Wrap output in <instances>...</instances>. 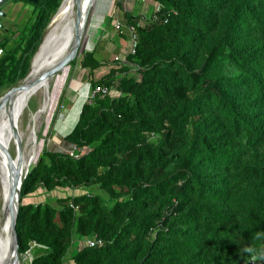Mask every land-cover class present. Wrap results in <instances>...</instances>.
I'll list each match as a JSON object with an SVG mask.
<instances>
[{
  "label": "trees",
  "instance_id": "16d2710c",
  "mask_svg": "<svg viewBox=\"0 0 264 264\" xmlns=\"http://www.w3.org/2000/svg\"><path fill=\"white\" fill-rule=\"evenodd\" d=\"M148 1L114 30L137 36L124 60L94 80L103 63L82 52L90 91L106 92L23 180L21 199L76 191L20 205L19 256L45 248L28 264H264V0ZM60 2L37 0L0 39V94L29 72Z\"/></svg>",
  "mask_w": 264,
  "mask_h": 264
},
{
  "label": "bare ground",
  "instance_id": "6f19581e",
  "mask_svg": "<svg viewBox=\"0 0 264 264\" xmlns=\"http://www.w3.org/2000/svg\"><path fill=\"white\" fill-rule=\"evenodd\" d=\"M87 1L89 0H84V3ZM96 1L97 0L92 1L90 14L92 13L91 10L96 4ZM75 14L74 0H63L62 6L50 24L42 40V44L33 58L30 74L26 80V83H29V85L14 91L7 100L0 105V264H6L4 255L8 241L7 220L3 217L8 184L7 152H9L13 144H16V138L18 136L21 139V148L20 151H17V155L14 159L22 172L27 170L35 162L41 152L42 145L41 142L37 141L34 124L29 123L31 124L29 126L31 132L28 137L25 138L17 129L18 120L28 107L29 99L37 94H40L42 98L39 107L30 113L31 122L34 123L42 114H47L49 119L52 112H55L53 110L64 89V84L70 72V66L60 69L46 80L38 81L37 77L42 71L56 65L67 52L74 34ZM101 20L102 19L99 18L94 20L91 29H88L90 31V36L96 37L95 33L98 32V29L103 28ZM87 46L91 47V42L88 41ZM76 93L75 99L61 121V133H68L75 125L82 105L88 97V85H82Z\"/></svg>",
  "mask_w": 264,
  "mask_h": 264
},
{
  "label": "rangeland",
  "instance_id": "374dc122",
  "mask_svg": "<svg viewBox=\"0 0 264 264\" xmlns=\"http://www.w3.org/2000/svg\"><path fill=\"white\" fill-rule=\"evenodd\" d=\"M91 12L92 13L90 14L88 21H87V26L84 30L85 33H83L81 51H80L78 57L76 58V62L74 63V65L70 66V72H69L67 79H66V82L64 84V87H63L64 89L62 90V94L59 96V98L56 102L55 109L53 110L55 112H52L49 119L47 117L48 116L47 114H42L41 116H39L37 118V120L34 123L31 122L30 113L35 111L36 108L39 107V104H40L41 98H42L40 94H37V95H35L29 99L28 107L26 108L23 115L18 120L17 129H18L20 134L24 135L25 138L28 137V135L31 132L29 126L31 124H34V126L36 128L37 141L41 142V145H42L41 151L47 146H49V147L51 146L52 148H56V149H62V143H61V140L59 137L65 135L67 132L66 133L60 132V124H61L63 117L66 115L68 109L70 108V105L72 104L73 100L75 99V95L77 94L76 91L78 92V90L80 89V87L82 85H88V97L91 95L90 86H89V82H88L89 77H88V75H86V69L81 68V66L79 64V60L81 58L82 52L84 50L89 49V47L86 46V42H87V39L89 37V32H90L89 30L91 29V26H92L94 20H97L98 18L99 19L102 18L98 15V13H100V14L107 13L108 15H111V16L115 15V13H116L118 18L121 17V19L124 20L122 18L123 17L122 11L117 9V7L115 5V0H97L96 4L94 5ZM91 18H92V20H91ZM111 26H112V28L116 29V27L114 26L113 23H111ZM110 33H111V35L116 36L115 35L116 33L113 30ZM117 61H119V60L113 59L112 56L110 57V59H106L105 63L101 64L97 69L94 70L93 75H92L93 79L94 80L98 79L103 74L107 73L110 70V68L116 64ZM131 72H132V74L138 75L137 73H135L133 67L131 69ZM78 83H79V85H78ZM114 91L115 90L112 89L111 93L113 94ZM88 97H87V99H88ZM62 114H63V116L60 119V116ZM47 120H48V122H47ZM58 120H60V121H58ZM29 123H31V124H29ZM15 150H16V146H15V144H13L10 147L8 153L15 155V153H16ZM38 157H39V155H38ZM38 157L35 160L36 162L38 160ZM35 163H33V164H35ZM95 191L98 192L99 190L95 189ZM73 192H76V191H71L68 188H63V189L59 188L57 190L46 193L44 191V189L39 188L37 192L22 198L21 201H22V203H28V202L38 203L39 201H43L45 198H49L52 196L61 197V196H65V194H68V193L72 194ZM0 207H1V193H0ZM19 261H20V264H28L29 256H26V255L19 256Z\"/></svg>",
  "mask_w": 264,
  "mask_h": 264
},
{
  "label": "water",
  "instance_id": "95a60500",
  "mask_svg": "<svg viewBox=\"0 0 264 264\" xmlns=\"http://www.w3.org/2000/svg\"><path fill=\"white\" fill-rule=\"evenodd\" d=\"M14 1L16 0H0V28H3L2 19L6 16L5 9L7 8L8 5L14 3ZM24 1L35 3L37 0H24ZM92 1L93 0H89L86 3H84V0H74L76 14H75V25H74V34H73L72 42L70 43V46L67 52L64 54V56L61 58V60L56 65L50 67L49 69L42 71L38 75L37 77L38 81L46 80L50 76H52L54 73L59 71L60 69L66 66H70L71 62L78 57L81 51V48H82V37H83L84 30L87 26V21L90 15ZM62 2L63 0H61L56 12L54 13V15L52 16V18L50 19L49 23L47 24V26L45 27L43 31L40 44L36 52L32 56V59L30 62V70H31L33 58L35 54L37 53L38 49L40 48L42 44V40L50 24L52 23L60 7L62 6ZM30 70L20 83L6 89L3 93L0 94V105L3 104L14 91L24 88L27 85H29V83H26V80L29 77ZM78 118H79V115H78ZM78 118L75 124L77 123ZM15 146H16L15 155L9 154L7 152L8 184H7V189H6V201H5V208H4V214H3V217L6 218L7 220V229H8V241H7V245L5 248V255H4L6 264H20L19 254H18L17 233H16V221H17L19 207L22 204L21 194H20L22 183L29 171V168H28L27 170L22 172V170L19 169L17 164L15 163L14 157H16L17 151H20V148H21V139L18 136L16 138ZM44 250L45 248L39 245H34L31 248L30 253L31 255L35 256L37 254L44 252Z\"/></svg>",
  "mask_w": 264,
  "mask_h": 264
},
{
  "label": "crops",
  "instance_id": "0c3cea01",
  "mask_svg": "<svg viewBox=\"0 0 264 264\" xmlns=\"http://www.w3.org/2000/svg\"><path fill=\"white\" fill-rule=\"evenodd\" d=\"M33 4L34 3L24 0H16L14 3L7 6L5 9L6 16L2 19L3 28H0V39L14 38L17 35L18 29L32 18L34 10ZM155 6L156 4H152L148 0H121V11H134L136 14H141V17L149 16V14L153 12ZM98 15L102 17L101 23L103 24V28L98 29V32L95 33L96 37L89 35L90 37L87 39V43L89 41L92 44L89 49L94 50L95 58L100 63H105L106 59H110L111 56L116 60H124L126 53L129 52V33L123 31V33L125 32L127 35L126 37H122L117 35L113 36L110 32L112 30L116 31V29L111 26V23L114 21H118L120 25L126 27L127 30L126 20L123 17L124 20H122L121 17L118 18L116 13L113 15L114 17L112 16V20H109L111 15H108L107 13H98ZM141 22L143 21L141 20ZM87 74L86 70V75Z\"/></svg>",
  "mask_w": 264,
  "mask_h": 264
},
{
  "label": "built area",
  "instance_id": "2783aa9c",
  "mask_svg": "<svg viewBox=\"0 0 264 264\" xmlns=\"http://www.w3.org/2000/svg\"><path fill=\"white\" fill-rule=\"evenodd\" d=\"M114 26L116 27V29L120 28V23L118 21H114L113 22ZM129 34H130V45H129V51L130 52H134V49H135V46H136V43H137V36L136 34L133 32V29L132 27H129ZM2 50L0 49V54H1ZM106 92V89L105 88H100V87H96L93 91H91V95H94V93L96 92ZM70 155H73V152L72 150L70 151ZM77 156V155H75ZM84 244L87 245V246H93L96 244V240L94 239H86L84 241ZM34 245H32L30 247V249L28 250V252L30 253V250L31 248L33 247ZM28 252L25 254L26 256H29L28 255Z\"/></svg>",
  "mask_w": 264,
  "mask_h": 264
}]
</instances>
